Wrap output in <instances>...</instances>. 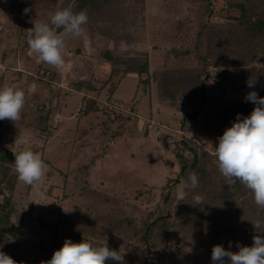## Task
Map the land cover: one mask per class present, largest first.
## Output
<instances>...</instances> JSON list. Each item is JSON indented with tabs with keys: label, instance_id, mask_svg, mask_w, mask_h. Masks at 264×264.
<instances>
[{
	"label": "rangeland",
	"instance_id": "obj_1",
	"mask_svg": "<svg viewBox=\"0 0 264 264\" xmlns=\"http://www.w3.org/2000/svg\"><path fill=\"white\" fill-rule=\"evenodd\" d=\"M202 1H208V8L201 15ZM75 3L0 0V86L25 93L22 119L15 124L5 120L4 143L17 151L30 148L48 164L40 182L44 198L18 180L12 192L17 211L31 213L22 229L32 242L22 249L29 262L45 252L40 244H52L54 224L63 216L67 220L59 221L55 250L65 239L80 242L84 238L94 244L107 240L120 253H137L136 238L115 227L113 218L127 216L140 224L149 215L171 209L164 202V193L171 189L176 203V190L185 184L177 182L173 187L172 183L180 173L174 155L176 143L190 137L214 154L231 103L245 102V95L257 90L243 87L244 75L252 66H264V58L255 65H228L226 49L213 46L206 56L205 99L200 95L193 103H172L161 94L155 73L172 70L184 75L183 70L198 66L197 54L211 37L202 30L201 17L214 32L224 34L227 50L233 51L238 44L233 16L238 13L226 0H112L87 22L82 36L64 37L65 63L50 67L27 45V30L34 26L31 21L47 23L51 13ZM25 8L30 9L27 14ZM175 49L191 50L192 54L177 55ZM111 55L122 60L147 56L149 71L126 74L124 64L114 63L115 73ZM179 82L170 86L178 96L189 87ZM258 95L264 97V90ZM198 108V117L187 119L183 128L184 114ZM21 140L23 144L17 143ZM88 216L98 227L92 232L80 231V237L69 235L70 230L78 233L80 222H87ZM103 223L104 230L99 228ZM253 235L245 240L252 243ZM9 240V234L0 232V244ZM161 248L166 259L170 255L181 263L208 262L206 249L177 229L170 231ZM52 254L48 252L46 257Z\"/></svg>",
	"mask_w": 264,
	"mask_h": 264
},
{
	"label": "trees",
	"instance_id": "obj_2",
	"mask_svg": "<svg viewBox=\"0 0 264 264\" xmlns=\"http://www.w3.org/2000/svg\"><path fill=\"white\" fill-rule=\"evenodd\" d=\"M75 1L76 3L72 5L74 11H86L89 17L88 21L96 13L112 4V0ZM207 2L204 4V1H202L201 15L208 8ZM226 2L238 13L233 16V19L237 21L236 27L238 29L235 28V24L233 26L237 31L236 40H238V44L234 46L233 51L227 50L224 34L222 35L221 32L218 33L217 31L214 32L212 26L208 25L206 21L203 22L201 17L199 24L202 30L211 34V37L209 39L210 42L206 43L207 46L204 49L202 47L203 52L200 50L199 53L197 52L198 54L196 53L198 66L190 70H183V72H186L184 75L172 70L155 73V81L161 94L163 97L169 98L172 103H175L176 100H185L193 103L195 98L200 95L202 100L205 99L209 70L206 56L208 53H212L214 47L220 50L226 49L225 51L228 55L225 59L228 65H255L257 60L264 58V0H226ZM203 35H205L204 32ZM213 35L216 36L213 37ZM197 47H199V43H197ZM175 53L177 55L192 54L191 50L187 49H175ZM110 59L113 62L112 69L115 73L118 71L115 68L117 63L124 64L123 71L126 74L137 73L142 75L149 71L147 56L142 60L134 57L130 60H122L120 57L111 55ZM255 78L257 83L254 88L257 89V93H260L261 90H264V66H252L251 70L243 77V87H248L246 82ZM180 80L183 86L187 84L189 87L178 96L177 91L170 88V86L172 83H180ZM253 108L254 104L251 102H232L227 109V121L224 130L236 120L238 113L243 118L248 116ZM200 110L198 108L186 112L183 116L182 127L186 128L187 119L197 118ZM5 126V120L0 121V195H2V199H0V232L9 234L10 240L0 244V251L10 255L17 261V264H45L50 259L46 257L47 253H53L56 247L59 221L66 222L67 218L63 216L61 220L54 224L56 234L50 246L40 244V248L45 251V254L41 255L40 253L42 252H40L39 257L34 262H29V256H25L22 249L32 242L22 234V229L25 217L31 215V213L27 210L17 211L13 203L12 192L18 180L14 170L13 153L17 152V150L5 145ZM174 155L179 163L180 173L177 178L172 180L173 187H175L174 184L177 182L185 183L192 173H196L199 186L194 190V194H200L204 197L203 204L194 206L191 194L187 199L178 200L175 203L174 197L171 195V189H169L164 193V202L171 205V209H163L157 215H149L140 224H136L133 218L127 216L124 218H113L112 222L115 227L132 233L138 242L137 253L121 252V254H124L126 264H187L186 262H178L170 255L166 259V252L164 248H161L162 245H165L166 237L172 229L180 230L191 238L195 245L206 249L205 255L208 261L206 264L212 263L211 250L214 245L220 244L225 249H228L231 241L232 251H238L237 242L245 246H251L253 242L249 243L245 240V237L256 234L250 221H264V210L259 209L255 205L251 191L239 182L235 185H227L228 182L218 171L214 154L200 148L190 137H183L176 143ZM168 186L170 187V184L166 185V187ZM238 199H240V203L235 204ZM15 215L17 217L16 220L14 218ZM73 219L71 217V224H73ZM76 221L74 223L77 224ZM110 221L108 220V222ZM95 222L97 221L88 216L87 222H80V226H78L79 232L73 234V230H70L69 235L80 237V231L92 232L98 227ZM104 223L99 228L104 230ZM68 228L71 229L73 227L68 225ZM111 264H116V262H111Z\"/></svg>",
	"mask_w": 264,
	"mask_h": 264
},
{
	"label": "clouds",
	"instance_id": "obj_3",
	"mask_svg": "<svg viewBox=\"0 0 264 264\" xmlns=\"http://www.w3.org/2000/svg\"><path fill=\"white\" fill-rule=\"evenodd\" d=\"M30 9L25 8L27 14ZM87 12H75L73 6L64 7L50 14L49 22H36L27 30V45L38 56L40 62L55 68L63 67L64 37H80L84 34V25L88 22ZM62 30V32L58 31ZM247 86L254 88L256 78L249 79ZM245 102L254 104L248 116L241 118L238 113L236 120L218 137L214 148L215 162L218 171L228 182L235 185L239 182L251 191L255 205L264 210V97L256 91L248 92ZM25 105V93L22 89L12 86H0V121L8 120L14 124L22 119ZM23 144V141H17ZM14 155V170L19 182L30 186L33 191L44 198L40 182L46 175L48 164L42 156L30 148H21ZM199 181L196 173H192L188 181L176 190V198L183 201L192 195L193 205L203 204L204 197L194 194ZM255 229L251 246L236 243L238 251L217 244L212 247V264H264V221H250ZM126 264L124 254L111 249L107 240L99 244L82 239L73 242L65 239L63 245L55 250L45 264ZM0 264H17L10 255L0 251Z\"/></svg>",
	"mask_w": 264,
	"mask_h": 264
}]
</instances>
